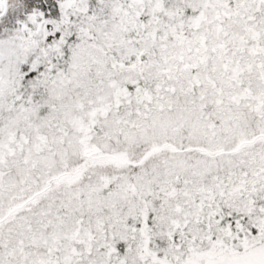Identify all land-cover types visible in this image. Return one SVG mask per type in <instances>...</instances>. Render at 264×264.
<instances>
[{"label": "snow or ice", "instance_id": "1", "mask_svg": "<svg viewBox=\"0 0 264 264\" xmlns=\"http://www.w3.org/2000/svg\"><path fill=\"white\" fill-rule=\"evenodd\" d=\"M0 264H264V0H0Z\"/></svg>", "mask_w": 264, "mask_h": 264}]
</instances>
